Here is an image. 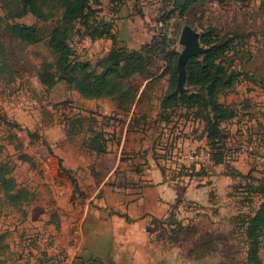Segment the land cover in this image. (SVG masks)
<instances>
[{"label": "rangeland", "instance_id": "obj_1", "mask_svg": "<svg viewBox=\"0 0 264 264\" xmlns=\"http://www.w3.org/2000/svg\"><path fill=\"white\" fill-rule=\"evenodd\" d=\"M5 4L0 0V14L6 21L32 24L38 20L32 13L12 17ZM45 6L55 12L56 21L60 20L59 2L48 0ZM98 7V18L111 22L118 45L130 48H140L163 32L172 40L170 48L180 52L185 24L199 33L214 29L222 38L235 35L241 51L231 52L228 63L242 74L240 81L220 97L237 111L234 118L223 123L228 132V165H215L210 158L202 120L194 119L181 105L162 109L167 75L152 85L139 78L131 80L141 84L140 89L146 85V94L134 107L133 122L128 126V115L116 111L115 101L83 98L65 81L52 89L40 82L42 64L56 60L48 44L50 29L37 44L23 43L1 30L6 54L0 60V163L10 168L32 199L14 201L0 184V233L7 244L0 264H46L58 253H64L70 264L79 260L95 264L69 250L79 237L74 210L86 197L74 192L69 175L77 179L81 190H90L92 185L85 179L91 169L102 166L112 180V173L118 169L111 167L121 159L127 165L119 170L127 178V167L142 164L144 169L147 163L143 162L149 158L160 161L165 177L179 180L185 189L191 180L197 188L215 184L210 192L213 204L184 202L180 196L171 206L170 217L156 224L159 240H168L173 248L171 264H249L248 242L238 217L253 212L262 201V194L256 191L260 180L252 178L264 171V0H200L184 14L168 0H101ZM118 11L122 14L119 18ZM164 14L169 16L163 30L158 21ZM82 30L76 24L71 36L74 57L97 61L106 54L111 40L91 42L82 36ZM161 65L165 67V62ZM187 88L193 90L188 84ZM78 116L94 117L99 128H108V152H90L83 145L87 123L82 131H75L73 119ZM128 128L133 133L125 134ZM61 162L67 168L78 167L63 172ZM232 166L244 174L251 172L253 177L227 174ZM81 179L85 186L80 185Z\"/></svg>", "mask_w": 264, "mask_h": 264}, {"label": "trees", "instance_id": "obj_2", "mask_svg": "<svg viewBox=\"0 0 264 264\" xmlns=\"http://www.w3.org/2000/svg\"><path fill=\"white\" fill-rule=\"evenodd\" d=\"M48 0H5L6 8L12 17L32 13L37 21L32 24L9 22L0 14V31L6 30L13 37L26 44H37L44 39L48 32V44L56 53V60L44 62L38 73L40 82L52 89L58 82L65 81L71 88L77 90L81 96L87 98H110L116 102L119 109L130 111L138 99L141 84L131 82L139 78L154 84L161 76L167 75V89L161 99L163 110L181 105L187 108L194 119L204 122V137L209 146V155L215 165H228L226 137L228 132L223 123L236 116V109L232 104L220 100L221 95L227 93L239 81L242 72L231 69L229 65L230 53H239L241 48L235 42V35L222 38L214 29L200 33V42L208 49L199 55L191 57L186 63L187 84L193 90L182 92L177 89L179 52L170 48L171 38L165 33L159 34L152 41L144 43L140 48H130L118 45L116 34L111 32V22L98 18L101 0H56L62 7L60 20H55V12L46 9ZM200 0H174V9L184 14L191 5ZM224 1V0H220ZM168 14L163 15L165 20ZM83 27L82 36L93 40L110 37L113 45L109 51L97 61L79 60L74 57L71 36L75 25ZM6 47L0 40V60L3 61ZM165 62V67L161 65ZM161 72V74H159ZM130 81V82H129ZM146 94L143 91L138 104ZM191 109V110H190ZM187 114V116H188ZM110 116H104V119ZM75 131L79 132L86 125L83 145L90 152H108V130L99 128L96 118L78 116L73 119ZM168 120V118H167ZM109 123L108 121L106 122ZM76 125L77 128H76ZM233 170L227 174L233 177L252 178L251 172L244 174ZM61 170L70 173L72 170L61 162ZM74 185V192L85 193L80 189L77 179L69 175ZM256 188L262 194V201L253 212L241 213L239 219L242 232L248 242L247 261L249 264H264V171ZM0 184L4 192L14 201L30 202V191L21 188L10 168L0 163ZM5 235L0 233V256L7 248Z\"/></svg>", "mask_w": 264, "mask_h": 264}, {"label": "crops", "instance_id": "obj_3", "mask_svg": "<svg viewBox=\"0 0 264 264\" xmlns=\"http://www.w3.org/2000/svg\"><path fill=\"white\" fill-rule=\"evenodd\" d=\"M117 13L118 18L122 16L120 11ZM85 39H90L91 42L110 39L107 52L113 45L110 37ZM122 40L120 41L123 43ZM104 55L103 53L102 56ZM145 89L146 85H143L138 99ZM138 99L130 111H123L116 105L117 112L128 115V126L133 122L132 115L135 113L134 107L138 105ZM122 132L120 126L119 135H122ZM124 133L131 134L133 131L128 128ZM205 141L207 142L206 137ZM143 163H147L144 169L142 164L127 167V178L123 176L124 172L119 170L121 166L127 165L121 159L111 167L118 169V172L112 173V180H109L108 172L102 166L87 173L85 181L92 185V189L82 187L86 197L74 210L77 213L74 221L79 237L75 246L69 247L70 251L79 252L84 256L81 259L89 258L95 264H171L173 248L168 240H159L156 224L170 217L171 206L180 196L184 202L197 205L213 204L210 192L215 189V184L209 182L197 188L191 180L185 184L188 186L185 189L179 180L172 181L165 177L160 161L149 158ZM77 167L69 166V169ZM80 185L85 186L82 179Z\"/></svg>", "mask_w": 264, "mask_h": 264}, {"label": "water", "instance_id": "obj_4", "mask_svg": "<svg viewBox=\"0 0 264 264\" xmlns=\"http://www.w3.org/2000/svg\"><path fill=\"white\" fill-rule=\"evenodd\" d=\"M179 40L183 48L180 50L178 58L177 89L182 92H189L186 63L191 57L204 53L208 48L201 44L199 31L190 24L183 26ZM78 264H83V261L79 260Z\"/></svg>", "mask_w": 264, "mask_h": 264}, {"label": "built area", "instance_id": "obj_5", "mask_svg": "<svg viewBox=\"0 0 264 264\" xmlns=\"http://www.w3.org/2000/svg\"><path fill=\"white\" fill-rule=\"evenodd\" d=\"M170 1L173 2L174 0H170ZM158 26L160 29L164 30L165 21L163 18L159 19ZM161 34H163V32ZM70 263L71 262L69 261V258L64 253H58V254L50 257L48 262H46V264H70Z\"/></svg>", "mask_w": 264, "mask_h": 264}]
</instances>
